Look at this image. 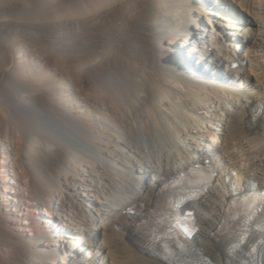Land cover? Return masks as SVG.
Masks as SVG:
<instances>
[{"label":"bare ground","instance_id":"1","mask_svg":"<svg viewBox=\"0 0 264 264\" xmlns=\"http://www.w3.org/2000/svg\"><path fill=\"white\" fill-rule=\"evenodd\" d=\"M189 1L0 0V264H165L138 234L169 182L203 165L210 184L182 210L196 216V249L224 264L220 234L264 191V0H230L253 19H236L228 35L223 21L185 23ZM206 2L211 15L236 16ZM174 64L202 75L224 64L223 89L165 81ZM25 206L47 207L55 227L17 232ZM96 226L102 242L77 243ZM247 227L264 240V202ZM66 235L69 251L44 248Z\"/></svg>","mask_w":264,"mask_h":264},{"label":"rangeland","instance_id":"2","mask_svg":"<svg viewBox=\"0 0 264 264\" xmlns=\"http://www.w3.org/2000/svg\"><path fill=\"white\" fill-rule=\"evenodd\" d=\"M221 1L222 2H220V3L223 4V7H226V8L234 7L236 9L235 10L236 16L233 18V20H226L223 17L224 14L222 17L211 15L210 11H209V4L206 2V0H190L188 2L189 7L191 8V10L189 11L190 15H185L186 16L185 17V23H187V21L193 20L194 23L198 24L200 22L199 24H203L204 27H206L210 30H214V28H213V25H215L214 22L223 21V22H225L224 25H226L224 31H225L226 35H228V33L231 31L228 26L231 23L235 22L236 19H244L246 21H251L253 19V17L250 14H248V12L242 10L236 3H234L230 0H221ZM212 10H213V8H212ZM217 10L218 9H214L215 12ZM198 12H200L201 14L198 15ZM239 45H240V43L238 41L232 40V42H231L232 47H237ZM189 48H190V44H186L185 47L182 49L184 50V49H189ZM207 58H208V56H204L203 61L205 62V60ZM226 68H227V66H225L224 64H222L221 66H215L214 65L213 72H209L206 75H202V74L198 73V71H190V72L186 71L185 72L178 65L174 64V65H171L169 67L165 81H168L169 78H171L172 75H174V77H177L182 83L188 85L192 90L201 91V92L202 91H208V92L218 91L219 89H223V85H222L223 83H221V79L219 78L218 71L219 72L223 71V70L226 71ZM46 73L48 75H50L52 78H54L53 76H55V75H56L55 78L57 77V75H59L57 72H55V70L53 68L52 69L50 68V70H46ZM241 76L243 79V77H245L244 73H242ZM245 79H246V83L248 84V86L254 85L255 80H254L253 76L252 77L247 76V77H245ZM51 81L52 80H50V83H51ZM60 81H62V80L60 79ZM238 84L239 83L236 84L237 87H238ZM225 87L226 86H224V88ZM226 88H228V87H226ZM1 160H2V156L0 154V165L2 164ZM82 168H86V166L83 165ZM64 177H65V181H64ZM8 178L12 179L13 177L11 174H8ZM62 178H61L62 187H64V189H66L68 186V188L66 190L71 191V189H72L71 188L72 187L71 186L72 176H63ZM1 184H2V182L0 181V185ZM0 191L4 192L1 190V188H0ZM5 193L7 195L11 196L10 192L7 191ZM99 199L104 200L102 198H99ZM1 201H5V200H1V197H0V202ZM62 201L64 203H66L68 201L65 193L62 195ZM95 206H97V204ZM95 206L94 207L93 206H87L86 207V209H87L86 214L88 213L87 214L88 216L94 215V217H96V218L98 217V215H97L98 213L95 209ZM0 208L2 209V211H5V204H1ZM91 208H93V209H91ZM46 209H48V208L46 207L43 209H36V208L30 207V206H25L24 208H22V211H21L22 215L21 216H22V218H26V219H24L22 221V224L19 225V227L23 228V230L17 231V232H21V233L26 234V237H33L35 233L36 234L43 233L44 236H45V234H48L55 226L53 225V223H54L53 218L49 214V211H47ZM83 212H84V210H83ZM72 226H74V225H72ZM63 227L71 230V228H69L67 226H63ZM104 230L105 229L102 228V226H96L92 232L87 233L86 235H83V236L81 235L82 237H80V241L77 243L81 244L85 241L102 242L103 233L106 232V231L104 232ZM71 234H75V232H71ZM65 237H60L58 241H55V240L47 241L44 244V248L47 250H56L58 252L59 251L61 252L63 250L69 251V246H71V243L73 242V240L67 235ZM90 256H91V254H89V257ZM60 258H58L54 264H60L59 263ZM113 258H116V257H113ZM108 259H110V258L108 257ZM75 263H77V261Z\"/></svg>","mask_w":264,"mask_h":264},{"label":"snow or ice","instance_id":"3","mask_svg":"<svg viewBox=\"0 0 264 264\" xmlns=\"http://www.w3.org/2000/svg\"><path fill=\"white\" fill-rule=\"evenodd\" d=\"M259 197H260V199L262 200V201H264V192H261V193H259ZM243 237H241L240 238V242H243ZM235 247V246H234ZM253 251H255V249H253Z\"/></svg>","mask_w":264,"mask_h":264}]
</instances>
